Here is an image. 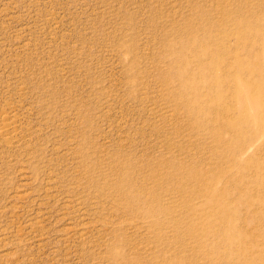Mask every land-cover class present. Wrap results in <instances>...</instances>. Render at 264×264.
I'll return each instance as SVG.
<instances>
[{
  "label": "rangeland",
  "instance_id": "374dc122",
  "mask_svg": "<svg viewBox=\"0 0 264 264\" xmlns=\"http://www.w3.org/2000/svg\"><path fill=\"white\" fill-rule=\"evenodd\" d=\"M258 24L264 0H0V264H264V143L236 154L262 112L215 122ZM211 181L228 226L194 237Z\"/></svg>",
  "mask_w": 264,
  "mask_h": 264
},
{
  "label": "bare ground",
  "instance_id": "6f19581e",
  "mask_svg": "<svg viewBox=\"0 0 264 264\" xmlns=\"http://www.w3.org/2000/svg\"><path fill=\"white\" fill-rule=\"evenodd\" d=\"M259 26L261 28L263 27L259 33L262 37L261 40H263V49L258 54V56L253 59L254 62H252V64L256 65L254 72L257 69H259L262 78L261 80L255 79L254 72L250 74L251 77L249 79L242 78L238 83V87L240 90V97L245 100V104L247 106L241 107V109L239 110V105L238 106L230 105L227 112L231 110H234V111L238 110V113L236 114V116H231L229 113H226L227 115H225L222 120H220L219 117L217 119L218 121L215 120V122L221 121L222 125L228 130L230 131L233 130V132L239 133V131L244 130L242 120L247 118L248 115L250 116V108L253 107L257 109L258 111L262 112L260 114L261 115V120H260L261 127L257 130H252V133H250L249 139L246 144L244 143L245 139L243 138V136H245L244 133L246 132V130H244L242 135H236L237 140L236 139L235 140L239 142V145L236 151V154L238 156V161H237L238 165H243L252 159L253 153L257 151L260 146H262V144H260L259 146H257V144L255 145L256 142L264 143V109H263L264 107V65H259V67L257 68L259 59L264 58V24H260ZM207 96L210 97L208 104L210 103V101H212L211 103H213V105L215 104L216 108L218 109L217 111H219L221 103L218 100L213 99L207 93L204 94V93H200L196 91L197 101L199 102L200 101L204 102ZM199 105L201 107L206 106L205 103H201ZM248 108H249V114L247 113ZM248 166L252 168L256 166L255 169H256L257 174L254 176V178L257 181L258 188H261L264 194V168L263 166L261 164H256V163L249 164ZM223 176L227 178L228 171L223 173ZM210 188L211 189L207 193L208 198L205 201L206 204L203 202L201 205L202 208L199 207L200 210L194 213L193 212L189 213V214H192V213L193 214L190 215L189 217L191 219L190 221L191 225L189 224L190 228L188 229L190 230V233L194 237H204L205 236V238H208L212 234L210 231H207V229L210 228V225L215 226V225H220V223H224L226 224V226H228V220L226 219V216H224L227 214V212L224 211V207H221L223 203L222 200L225 199V194L220 195L221 192L219 191L216 192L217 185L215 184L214 181H211ZM251 203L253 205L259 204L260 206H262V211H264V195L255 196L251 200ZM189 205H190L188 206L189 210H193L194 205L193 204H189ZM206 208H210V209L206 210ZM166 214H168V212H166ZM190 222L188 221V223ZM207 257L213 264H222L221 259L217 256L211 257L210 255L207 254Z\"/></svg>",
  "mask_w": 264,
  "mask_h": 264
}]
</instances>
